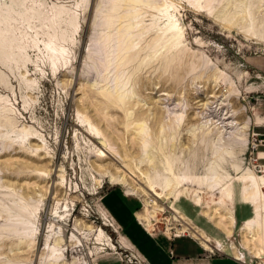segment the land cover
<instances>
[{
  "label": "rangeland",
  "instance_id": "rangeland-1",
  "mask_svg": "<svg viewBox=\"0 0 264 264\" xmlns=\"http://www.w3.org/2000/svg\"><path fill=\"white\" fill-rule=\"evenodd\" d=\"M127 41L132 49L118 55ZM174 115L188 125L171 131ZM140 124L153 154L163 151L156 136L166 142L178 176L189 167L176 199L152 189L139 165ZM256 161H264V0H0V264H140L101 209L115 204L109 194L127 196L158 235L198 245L185 223L199 228L173 221L175 209L194 213L193 194L213 207L210 170L232 205L238 178L264 176ZM159 173L168 174L164 161ZM213 231L207 254L224 255L213 248L221 240L261 264L239 225L229 236Z\"/></svg>",
  "mask_w": 264,
  "mask_h": 264
},
{
  "label": "crops",
  "instance_id": "crops-1",
  "mask_svg": "<svg viewBox=\"0 0 264 264\" xmlns=\"http://www.w3.org/2000/svg\"><path fill=\"white\" fill-rule=\"evenodd\" d=\"M251 166L252 168L264 170V161H256ZM238 183L241 185L239 199L232 205L222 203L223 201H232L231 192H229V199L227 196L218 199L219 201H215L210 209L202 206L200 194H193L190 197V201L194 205V213L186 214L187 217H185L182 212L175 209L184 223L188 219L200 229H195L185 223L188 235L192 239L197 240L199 242L198 245L181 238L171 239L166 234H163L164 236L158 235L156 230L144 224L139 214L131 210L132 207H127L124 204V201L130 200L125 195L120 196L117 194L118 197H116V195L109 194V198L114 196L115 204L109 205L112 207L111 209L101 205V209L109 219L114 232L118 233L120 243L125 249L134 253V257L131 256L132 259L137 258L140 264L142 263L139 259L145 264H247L242 260L245 259V254L237 250L233 243L224 245L221 240H215L213 248L225 254L210 256L206 252L212 249L210 237L212 238L215 234L213 231L214 227L229 236L234 226L237 225L240 226L241 232L247 235V242L250 247L247 250V255H252L257 260H262L261 264H264V230L261 233V237L259 236L257 239L252 240L253 237L249 229L256 218V195H245L243 176H241V179L238 178ZM261 191L263 193L264 188H261ZM216 195L218 196V194ZM174 198L176 199V197ZM195 207L202 209L201 212L196 211ZM255 244L260 245V249L253 250ZM227 248H229V251ZM232 248L235 249L236 255L233 253Z\"/></svg>",
  "mask_w": 264,
  "mask_h": 264
},
{
  "label": "bare ground",
  "instance_id": "bare-ground-1",
  "mask_svg": "<svg viewBox=\"0 0 264 264\" xmlns=\"http://www.w3.org/2000/svg\"><path fill=\"white\" fill-rule=\"evenodd\" d=\"M123 39V38H122ZM111 40V38H110ZM125 40V39H124ZM129 43H125L122 42V44L124 45L123 48H121V51H118L117 54L119 55L122 51L124 55H127L128 51L132 49V43H130L131 41H127ZM100 45H103L104 47V51H107L106 53L104 52L103 54H107L108 56H112L111 52H110V47L109 44L111 43L109 41V39L104 38L103 40H100ZM101 47V46H100ZM119 48V47H118ZM103 52V51H102ZM133 55H130L129 57H132ZM124 57V56H123ZM128 57V56H127ZM126 57V59H127ZM125 58V57H124ZM127 62V61H126ZM111 62L108 60L104 65L103 68H105V70H108L109 66H110ZM123 96V95H122ZM119 98V97H118ZM116 98V100L119 103H122L121 101H119V99ZM184 118H181L180 116L174 115L173 117H169V122L167 124V126L169 127V129L171 130L172 128L177 129L180 128L184 125L185 120ZM188 120V119H187ZM186 120V123L188 125V121ZM222 120V118H221ZM225 120V119H223ZM183 122V125L181 124ZM185 123V124H186ZM182 125V126H181ZM227 125V124H226ZM225 125V126H226ZM78 126V125H77ZM165 124L161 123L158 127V137H166L168 136L169 130L164 127ZM231 126V124H230ZM80 128H82L81 126H79ZM184 128V127H183ZM180 128V129H183ZM192 128V127H191ZM190 128V129H191ZM204 129V128H203ZM189 130V129H188ZM193 130V129H192ZM199 130V129H198ZM172 131V130H171ZM181 131V130H180ZM86 132V131H85ZM136 136L140 139V141L142 142V151H141V157H140V161H139V165H143L144 168V172L146 171V173H148L149 177L148 179L150 180L151 183V188L152 189H156L159 188L162 192V194L164 195L165 199H173L176 195H177V185L178 182L180 181V177L184 176L187 177L188 179L190 178L188 176L189 173V167L186 166L185 164H183V167L181 169V172H183L181 175L178 176V173H175V165H174V159L170 160L169 158H167L165 156L166 154V149L167 148V144L166 142H164L161 139V141L159 140V138L156 136L157 139V143H160V147L163 146L161 149L163 150L162 153H158V151H156V154H153V151L150 149L151 147L148 146V140H147V135H145V128L140 124L138 126H136ZM171 133V132H170ZM188 133V132H187ZM196 133V132H195ZM87 135L93 137L95 140L96 137H100L98 134H95L93 131L88 130L86 132ZM177 133H175L176 135ZM93 135V136H92ZM180 135V133L178 134ZM195 135V134H194ZM205 135V134H204ZM200 136V135H199ZM198 136V137H199ZM136 137V138H137ZM179 137V136H178ZM197 137V136H196ZM167 138V137H166ZM164 139V138H163ZM185 140V138H183ZM189 141V139H187ZM198 140V139H197ZM202 140V139H201ZM200 140V141H201ZM180 141V140H179ZM186 141V140H185ZM191 141V140H190ZM195 141V140H194ZM175 143V142H174ZM180 143V142H179ZM196 143V142H195ZM194 144V142L192 143ZM196 146V145H195ZM141 147V146H140ZM149 147V148H148ZM157 147V146H156ZM170 147V146H169ZM179 148V147H178ZM213 149V148H212ZM188 150V148H187ZM170 151V150H169ZM173 151V150H171ZM218 151V150H217ZM174 152V151H173ZM216 152V151H215ZM222 152V151H221ZM171 153V152H169ZM219 151L216 153L218 155ZM215 154V153H212ZM221 154V153H220ZM171 158V157H170ZM197 158V157H196ZM164 161V165H165V170L167 171V176H164L163 178H161V175H159V169H161V165L163 164ZM179 161V159H178ZM177 161V162H178ZM214 161V160H213ZM187 163V162H186ZM193 163V162H192ZM207 164V163H206ZM214 165V164H213ZM179 166V165H178ZM177 167V165H176ZM216 167V166H215ZM212 168L214 169V167L212 166ZM218 168V167H217ZM217 170V169H216ZM240 170V169H239ZM238 171V170H237ZM244 172V171H243ZM145 174V173H144ZM180 174V173H179ZM242 174V173H241ZM245 174V173H244ZM146 175V174H145ZM208 177L207 179H205V181L207 182V186L208 189H211V191L215 194H218V197H216L217 201H219L218 199L224 198V197H228L229 196V190L225 185H221L219 187H217L219 185V179L217 180V177L214 176V171L210 170L208 172ZM246 175V174H245ZM119 179V177H118ZM241 179V178H240ZM247 180V186L245 184L246 187H244L245 191V195H250L252 196L253 194L256 195V218L255 221L250 225L251 227L249 228L250 231H256V230H261L264 227V194L261 191V188H264V177L261 176H257L255 175L253 172H248V175L244 177V181ZM120 183L125 182L126 179H119L118 180ZM204 181V180H203ZM100 184L102 185V181L100 182ZM97 185V186H101V185ZM205 187V186H204ZM210 191V190H209ZM147 194V193H145ZM132 195V194H131ZM179 195V194H178ZM196 198V197H195ZM229 199V197H228ZM255 199V198H253ZM222 201V200H220ZM151 203L153 204V206H156V202L155 200H152ZM227 210V209H226ZM173 221L175 222H183L182 218L179 216H175L172 218ZM112 248V246H111Z\"/></svg>",
  "mask_w": 264,
  "mask_h": 264
}]
</instances>
